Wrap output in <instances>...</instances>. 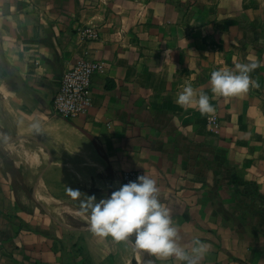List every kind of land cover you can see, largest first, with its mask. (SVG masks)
<instances>
[{
    "label": "crops",
    "instance_id": "crops-1",
    "mask_svg": "<svg viewBox=\"0 0 264 264\" xmlns=\"http://www.w3.org/2000/svg\"><path fill=\"white\" fill-rule=\"evenodd\" d=\"M82 58L105 69L68 119L52 98ZM251 61L258 86L212 91ZM186 82L213 112L176 102ZM126 170L156 180L198 264H264V0H0V264H178L90 227Z\"/></svg>",
    "mask_w": 264,
    "mask_h": 264
},
{
    "label": "clouds",
    "instance_id": "clouds-1",
    "mask_svg": "<svg viewBox=\"0 0 264 264\" xmlns=\"http://www.w3.org/2000/svg\"><path fill=\"white\" fill-rule=\"evenodd\" d=\"M259 66L257 61H251L237 63L236 71L227 67L213 70L210 74L212 91L223 96L246 93L251 86H258L250 73ZM176 102L182 107L196 106L201 113L215 110L208 93L197 92L190 82L185 83ZM79 192L73 189V195ZM90 197L87 205L90 227L97 233L110 234L118 241L134 236L139 249L160 257L172 256L178 264H198L207 250L199 238H193L190 250L179 243L169 209L159 199L156 180L144 173L121 184L106 197L98 200L94 195Z\"/></svg>",
    "mask_w": 264,
    "mask_h": 264
},
{
    "label": "built area",
    "instance_id": "built-area-1",
    "mask_svg": "<svg viewBox=\"0 0 264 264\" xmlns=\"http://www.w3.org/2000/svg\"><path fill=\"white\" fill-rule=\"evenodd\" d=\"M86 39H94L96 30L89 25L79 28ZM105 69L104 62L96 59L82 58L66 70L52 98V108L55 114L73 119L84 113L91 104L92 77ZM215 123V119L212 118ZM142 173L137 170H126L122 174V184L135 180Z\"/></svg>",
    "mask_w": 264,
    "mask_h": 264
}]
</instances>
